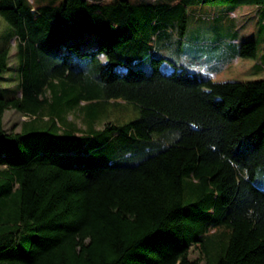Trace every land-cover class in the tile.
Segmentation results:
<instances>
[{"label":"trees","instance_id":"1","mask_svg":"<svg viewBox=\"0 0 264 264\" xmlns=\"http://www.w3.org/2000/svg\"><path fill=\"white\" fill-rule=\"evenodd\" d=\"M211 1L0 0L18 77L0 96V264H198L192 246L206 264H264V80L166 73L164 58L135 67L150 28L184 26L187 5ZM237 54L255 58L256 43ZM9 58L0 48V75ZM118 100L137 118L96 129ZM9 109L30 118L18 132L4 128ZM36 135L46 145H29Z\"/></svg>","mask_w":264,"mask_h":264},{"label":"rangeland","instance_id":"2","mask_svg":"<svg viewBox=\"0 0 264 264\" xmlns=\"http://www.w3.org/2000/svg\"><path fill=\"white\" fill-rule=\"evenodd\" d=\"M31 6L59 4L62 0H27ZM107 3L112 0H90ZM133 4L167 2L176 0H128ZM158 34L153 33L148 41L149 53L136 62L135 67L149 71L151 58H164L166 62L161 70L169 73L173 66L182 67L189 71L208 74L214 81L256 82L264 80V6L253 4L232 5L219 0L191 4L185 7V23L173 18L161 25ZM11 27L0 17V48H10L9 64L6 71L0 75V96L8 97L17 85L15 43L11 37ZM11 37V38H10ZM253 41L257 46L255 58L238 56L237 48L241 42ZM235 50V53L233 52ZM234 58V59H233ZM214 74V75H213ZM10 88V89H8ZM7 89V90H5ZM118 104H110L98 113L94 120V127L100 129L106 122L123 124L134 120L138 110L132 103L118 100ZM84 104V102H81ZM67 122L80 132H84L87 124L83 121L82 113L78 109L64 111ZM30 118L9 109L3 115L4 128L7 131L18 132L23 121ZM42 136L36 135L29 140V145H46ZM98 159L81 162L82 166L101 165ZM192 260L198 264H206V256L200 254L192 246L189 252Z\"/></svg>","mask_w":264,"mask_h":264},{"label":"crops","instance_id":"3","mask_svg":"<svg viewBox=\"0 0 264 264\" xmlns=\"http://www.w3.org/2000/svg\"><path fill=\"white\" fill-rule=\"evenodd\" d=\"M233 52L235 53V50H233ZM258 54V53H257ZM257 54H256V56H257ZM234 59V58H233ZM214 75V74H213Z\"/></svg>","mask_w":264,"mask_h":264}]
</instances>
